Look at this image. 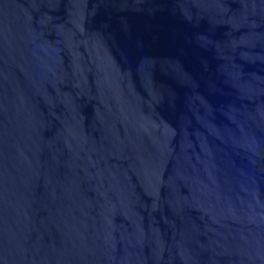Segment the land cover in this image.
I'll list each match as a JSON object with an SVG mask.
<instances>
[{"label":"water","instance_id":"1","mask_svg":"<svg viewBox=\"0 0 264 264\" xmlns=\"http://www.w3.org/2000/svg\"><path fill=\"white\" fill-rule=\"evenodd\" d=\"M0 264H264V0H0Z\"/></svg>","mask_w":264,"mask_h":264}]
</instances>
